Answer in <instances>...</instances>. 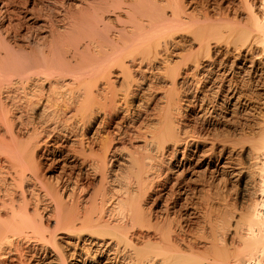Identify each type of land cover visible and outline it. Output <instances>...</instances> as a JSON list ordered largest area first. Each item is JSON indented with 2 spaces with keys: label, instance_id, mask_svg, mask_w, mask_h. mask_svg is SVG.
Returning <instances> with one entry per match:
<instances>
[{
  "label": "bare ground",
  "instance_id": "6f19581e",
  "mask_svg": "<svg viewBox=\"0 0 264 264\" xmlns=\"http://www.w3.org/2000/svg\"><path fill=\"white\" fill-rule=\"evenodd\" d=\"M13 2L0 0V264H264V0L239 28L198 0H80L56 22ZM134 72L141 95L158 78L195 86L196 106L169 92L137 125Z\"/></svg>",
  "mask_w": 264,
  "mask_h": 264
},
{
  "label": "rangeland",
  "instance_id": "374dc122",
  "mask_svg": "<svg viewBox=\"0 0 264 264\" xmlns=\"http://www.w3.org/2000/svg\"><path fill=\"white\" fill-rule=\"evenodd\" d=\"M14 2H16V3H18V4H14L15 6H17V7H20V9H23L25 6H28V3H27V1H29V2H34L35 4H38L39 5V8L37 9L36 7V11H37V13H39L38 11H41V13H39V15L41 14L42 16L41 17H43V15H45V16H47L46 14H48V15H50L51 17H53L54 19V22H56V21H58V18H59V20H61L62 18H63V14L62 13H65V11L62 9L63 8V6L62 5H65L66 6V8H70L69 10H70V14L72 15L73 13H75L74 11H73V9L75 8V3L76 4H78L77 2L78 1H80V0H13ZM36 1V2H35ZM65 1V3H63ZM67 1V2H66ZM199 2V4H201L202 6H200V8L202 9V7H209V8H211V7H213L212 9L213 10H219L220 8V10H222V8L225 10V11H227L229 14H230V18H231V21H229V24L231 25L232 24V28H239V27H241L242 25H244L245 23H246V21H247V10H246V7H245V5L247 6V2L249 1L250 3H248V4H252L251 6H253V1H255V0H220V1H214V0H209L210 2L208 3V2H206L207 0H202V2L200 1V0H198ZM13 2V3H14ZM38 2V3H37ZM71 2V3H70ZM75 2V3H74ZM203 2L205 3V4H203ZM218 2V3H217ZM221 2V3H220ZM225 2V3H224ZM244 2H245V4H244ZM24 3V4H23ZM214 3H215V5H214ZM235 3V4H234ZM70 4V5H69ZM207 4V5H206ZM219 4V5H218ZM220 4H221V7L218 9V7L220 6ZM228 6H227V5ZM238 4V5H237ZM42 5V6H41ZM240 5V6H239ZM36 6V5H35ZM44 6V7H43ZM68 6V7H67ZM215 6V7H214ZM243 6V7H242ZM38 7V6H37ZM43 9H41V8ZM217 7V8H216ZM225 7V8H224ZM237 7V8H236ZM199 8V9H200ZM72 10V11H71ZM224 10H222V11H224ZM57 11V12H56ZM230 11V12H229ZM57 14H56V13ZM61 12V13H60ZM73 12V13H72ZM236 12V13H235ZM239 12V13H238ZM58 13H60V14H58ZM234 13V14H233ZM231 15H232V17H231ZM57 16V17H56ZM61 16V17H60ZM241 18H240V17ZM68 17L69 16H67V19H68ZM246 18V19H245ZM57 19V20H56ZM63 19H65L66 20V18H63ZM56 20V21H55ZM62 21V20H61ZM40 23L41 22H37V23H33V26L35 27V28H37V30L38 29H42L41 28V26L42 25H40ZM235 23V24H234ZM237 24V25H236ZM39 26V27H36V26ZM234 26V27H233ZM34 28V29H35ZM5 31V30H4ZM3 30H1V32H3L4 34H5V32H4ZM14 31H12L11 32V35L13 36V38H16V39H14L16 42H19V40H17L18 38L17 37H14V33H13ZM234 36H233V34H232V37H231V39L233 38ZM35 46V45H34ZM36 47V46H35ZM186 53H188V52H186ZM185 53V54H186ZM175 60H178V59H174L173 60V62H172V64H171V66H173V65H175ZM179 61V60H178ZM135 73V72H134ZM243 74V72L241 73V74H237L236 75V82L237 83H239V84H241V85H245V88H246V92L248 93V94H250V95H254V94H257L258 92H259V86L257 85L258 84V82L256 81V76H251L250 77V75H248V74H246V73H244V75H242ZM135 75L139 78H137L138 79V82H141V83H139L138 85H139V87H137L135 90L133 89V92L134 93H132L133 94V96L132 95H130L129 96V98H128V101H127V103L128 104H130L129 105V107H130V110L132 109V107H134V110H135V113L137 112V114H133V118H135V121L138 123L137 125H142V123L145 125H148V123L150 124V123H152L153 122V120H154V118H156V117H154V116H156L157 115V113L156 112H158L160 109H161V104L162 103H165V99H166V96L167 95H169L170 93H174V94H176V93H179L180 95H181V97L182 98H184L183 100V102H186V103H182L184 106H188L187 107V109H190L191 108V106H194L195 104V98H194V96H195V90H196V87L195 86H192V85H190V84H188V83H183L182 84V86L180 85V87L178 88V90H172L171 89V91H170V86H169V83H168V81L167 80H165V79H163V78H158V79H155L151 84H153L152 85V87L153 86H156V87H151L150 89H148V90H145V92H144V94H140L141 92H140V90L141 89H143V87L145 86V84H147V82L149 83L150 81H140L141 80V78H140V75L138 74V73H135ZM231 76V75H230ZM242 76V77H241ZM239 77H241L240 78V80H238L239 79ZM238 78V79H237ZM245 78V79H244ZM162 79V80H161ZM247 79V80H246ZM239 81H241V82H239ZM248 83H247V82ZM146 82V83H145ZM166 82V83H165ZM251 83V84H250ZM219 84V83H218ZM185 87H184V86ZM249 85H250V87H249ZM140 86H142V87H140ZM160 86V87H159ZM210 86H211V88L208 90V92L210 93L209 95H210V98L212 99V101L214 102V100H215V95H216V92H217V85L215 86V87H212L213 85L212 84H210ZM121 86H119V88H120ZM147 86H145V88H146ZM187 87V88H186ZM248 87V88H247ZM77 88V87H76ZM75 88V89H76ZM117 88H118V86H117ZM122 88V87H121ZM120 88V89H121ZM141 88V89H140ZM159 88V89H158ZM213 88V89H212ZM151 89H153V90H151ZM248 89V90H247ZM150 90V91H149ZM183 90H184V92H183ZM191 90V91H190ZM194 92H193V91ZM212 90L214 91V92H212ZM254 90V91H253ZM178 91V92H177ZM188 91V92H187ZM251 91H252V93H251ZM122 92V91H121ZM147 92V93H146ZM170 92V93H169ZM152 93H153V95H152ZM186 93V94H185ZM146 96V97H144V96ZM152 95V96H151ZM166 95V96H165ZM184 95V96H183ZM212 95V96H211ZM132 96V97H131ZM135 96H137V97H135ZM154 96V97H153ZM162 96V97H161ZM214 96V97H213ZM140 97V98H139ZM131 98V100L129 101V99ZM134 98V99H133ZM192 98V99H191ZM132 99H133V101H132ZM140 99H142V100H140ZM146 99V100H145ZM80 101V100H79ZM135 101V102H134ZM137 101H142L141 102V104L139 103V102H137ZM148 101V102H147ZM130 102V103H129ZM133 102V103H132ZM131 103H132V105H131ZM138 103H139V105H138ZM144 103V104H143ZM188 103V104H187ZM134 104H135V106H134ZM137 104V105H136ZM144 106H143V105ZM190 104H192L191 106H190ZM165 105V104H164ZM138 106V107H137ZM158 106V107H157ZM196 106V105H195ZM147 107V108H146ZM139 108V109H138ZM159 108V109H158ZM155 109V110H154ZM158 109V110H157ZM138 110V111H137ZM140 110V111H139ZM144 111V112H143ZM146 111V112H145ZM197 111V110H196ZM195 111V113H193L192 112V114L193 115H195V116H193L192 114H191V117H190V123L193 125V127H194V125H196L195 126V128L196 129H200L201 127H203L204 126V128L203 129H205L204 131H206V129H207V127H208V121H202L201 120V118L199 117V114H196L197 112ZM141 112V113H140ZM159 113V112H158ZM138 114H139V116H138ZM145 114V115H144ZM154 114H156V115H153ZM138 117H137V116ZM198 116V117H197ZM130 117H132V116H130ZM141 117V118H140ZM119 119L121 118V120H122V114L121 115H119V117H118ZM118 118H116V119H114L115 121H113L112 123H111V125H110V127L108 128V126L101 132V134L103 135L102 137H103V139H104V141L105 142H107V140H109L110 139V137L112 136L111 134H114V132L117 130V126H119L120 127V123L119 122H121V120H119ZM143 118V119H142ZM153 120H152V119ZM198 118V119H197ZM203 118V117H202ZM210 118V117H209ZM147 119V120H146ZM191 119H192V121H191ZM119 120V121H118ZM196 120V121H195ZM206 120H208V117L206 118ZM118 123H117V122ZM150 121V122H149ZM152 121V122H151ZM199 121V122H198ZM200 121H202V122H200ZM213 121V118H210L209 119V123H211V122ZM114 123H116V124H114ZM140 123V124H139ZM114 124V125H113ZM119 124V125H118ZM198 124V125H197ZM207 124V125H206ZM114 127H113V126ZM145 125V126H146ZM200 125V126H199ZM117 128H116V127ZM205 126H207V127H205ZM197 127H199V128H197ZM130 129V130H129ZM200 130H202V128L200 129ZM81 132H82V130H80ZM130 131H131V128H127V135L125 136V139H123V140H119L118 142H117V144L119 145V150L121 149L123 152H127V151H130V150H132V148H131V145L129 144L130 142H129V139L130 138H128L129 137V135H130ZM81 132L79 133V134H81ZM92 133H93V130L91 131ZM90 131H88L87 130V132H86V130L84 131L83 130V132L82 133H84V138L86 137H89V136H91L92 135V133H91ZM107 132V133H106ZM131 133H132V131H131ZM91 134V135H90ZM104 134H106V135H104ZM110 134V135H109ZM89 135V136H88ZM134 136H132V138H133ZM131 138V139H132ZM130 139V140H131ZM134 139V138H133ZM125 140H126V143H125ZM121 141V142H120ZM122 141H123V143H124V145L122 146ZM137 141V139L135 138L132 142L134 143V142H136ZM100 145L101 144H97L96 145V151L98 152V151H101V147H102V145H101V147H100ZM117 145V146H118ZM129 145V146H128ZM122 146V147H121ZM98 148V149H97ZM124 149V150H123ZM74 168V166H73V164H70V163H68L67 164V170L70 172V171H72V170H74L73 168ZM118 175V174H117ZM119 175L121 176L122 174L119 172ZM123 175H125V174H123ZM91 179L89 178H86L85 179V181H90ZM92 181V180H91ZM93 183H94V185L95 186H93V187H96L97 185H99V182H98V180H93L92 181ZM96 182V183H95ZM233 185H234V183L233 182H231ZM230 183V185H232ZM229 185V187H230V191H229V193H230V195H231V197L232 198H234L236 195H235V192L237 191L238 192V190L236 189V188H238V186L236 185V182H235V185L234 186H230ZM237 186V187H236ZM232 187V188H231ZM232 189V190H231ZM233 191V192H232ZM235 191V192H234ZM235 195V196H234ZM238 196V195H237ZM235 199V198H234ZM15 255H17V253H14Z\"/></svg>",
  "mask_w": 264,
  "mask_h": 264
}]
</instances>
